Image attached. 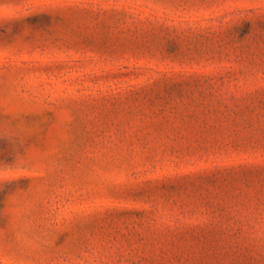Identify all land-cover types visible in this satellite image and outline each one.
Segmentation results:
<instances>
[{"label":"rangeland","instance_id":"374dc122","mask_svg":"<svg viewBox=\"0 0 264 264\" xmlns=\"http://www.w3.org/2000/svg\"><path fill=\"white\" fill-rule=\"evenodd\" d=\"M5 134L0 264H264V0H0Z\"/></svg>","mask_w":264,"mask_h":264},{"label":"clouds","instance_id":"9594fccd","mask_svg":"<svg viewBox=\"0 0 264 264\" xmlns=\"http://www.w3.org/2000/svg\"><path fill=\"white\" fill-rule=\"evenodd\" d=\"M0 138H7V139H9V142H12L11 138L8 137L7 134L0 136ZM16 139H19V137H17ZM4 179H7V176L4 172L0 171V180H4Z\"/></svg>","mask_w":264,"mask_h":264}]
</instances>
